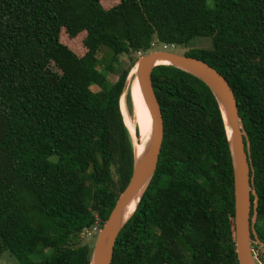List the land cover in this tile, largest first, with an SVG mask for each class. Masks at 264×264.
Masks as SVG:
<instances>
[{"label": "trees", "instance_id": "trees-1", "mask_svg": "<svg viewBox=\"0 0 264 264\" xmlns=\"http://www.w3.org/2000/svg\"><path fill=\"white\" fill-rule=\"evenodd\" d=\"M117 1L0 0V256L91 264L95 242L83 233L103 227L135 161L121 108L127 79L140 54L160 47H190L183 54L230 83L250 144L255 229L264 242V0H215L214 7ZM82 33L80 56L63 37ZM198 38L211 45L194 47ZM105 49L111 58L103 63ZM152 80L162 149L111 264H239L233 161L219 102L174 65L156 66ZM252 247L264 262V247Z\"/></svg>", "mask_w": 264, "mask_h": 264}, {"label": "water", "instance_id": "water-1", "mask_svg": "<svg viewBox=\"0 0 264 264\" xmlns=\"http://www.w3.org/2000/svg\"><path fill=\"white\" fill-rule=\"evenodd\" d=\"M166 61L167 63H160ZM174 65L201 79L217 98L225 121L229 139L235 195L236 252L239 264H258L253 243L264 247L255 229L258 215V195L254 187V169L250 158V144H245L247 132L239 115L238 101L228 82L217 69L204 60L180 54L171 49H156L141 55L135 66L136 77L148 107L151 122V138L135 161L132 175L126 188L120 194L108 219L99 231L93 248L91 264H111L117 239L125 224L132 217L148 188L158 166L164 140V118L153 80V69L158 65ZM127 85V84H126ZM255 196L252 203L251 196ZM138 196L134 211L126 217L127 207ZM253 206V215H251ZM252 234L255 236L252 238Z\"/></svg>", "mask_w": 264, "mask_h": 264}, {"label": "rangeland", "instance_id": "rangeland-1", "mask_svg": "<svg viewBox=\"0 0 264 264\" xmlns=\"http://www.w3.org/2000/svg\"><path fill=\"white\" fill-rule=\"evenodd\" d=\"M117 2H118L117 0H103V4H104L105 7H111V6L115 5V4H117ZM207 3H208L209 7H214L215 0H207ZM84 37H85V35H84V33H82L77 38H75V39H73L71 41L66 40V42H65V37H63V42L66 43L78 55L82 56V55H84L86 53V48L84 47V44H83ZM196 40L198 42H196L194 47H201V46L208 47V46L211 45L210 41L205 39V38H198ZM160 48L161 49H165L163 47H160ZM189 48L190 47H180L179 46V47H176V48H171V50L176 52V53L183 54L187 50H189ZM140 56L141 55H139V57ZM99 58L101 59V61L103 63H106L111 58V52L108 49H105L99 55ZM48 75H49V77L52 75L54 77V79H52V80L55 81V80H57L59 78L60 73H59L57 68L52 66V67L49 68ZM135 77H136V73H135V75L133 77H131V72H130L129 77L127 79L126 90L124 91V93L122 95V98H121V100L124 99L125 102H126V110H127L128 116L131 118V120H132V122L134 124V127H135V132L134 133L130 132L134 146L136 145V142H139V143L142 142L141 137H140L141 134H140V130H139V124L137 122L136 115H135L134 101H133V97H131L132 96V92H131V89H130L132 80L135 79ZM109 78L111 80H116L117 79V75H109ZM128 96L131 97V100H132L131 107H130V104L128 102ZM121 108H122V111H123V114H124V119H125L124 109H123V107H121ZM0 111H1V104H0ZM125 123H126V121H125ZM91 230L92 231L90 233L84 232L83 233V237L85 238L86 241H94L95 242L96 237H97L99 231L101 230V228H100L99 225H97V228H92ZM258 251L259 250H257V252ZM257 252H256L257 263L258 264H264V262L260 261V259H259L260 257L258 255V253H260V252H258V253ZM0 264H19V262L13 255H11L9 252L6 251L0 256Z\"/></svg>", "mask_w": 264, "mask_h": 264}, {"label": "bare ground", "instance_id": "bare-ground-1", "mask_svg": "<svg viewBox=\"0 0 264 264\" xmlns=\"http://www.w3.org/2000/svg\"><path fill=\"white\" fill-rule=\"evenodd\" d=\"M160 63H167L166 61H160ZM136 73V67H134L131 70V77H133ZM131 92H132V96L133 97V101H134V106H135V115H136V119L137 122L139 124V130H140V134H141V140L142 142H136L135 150H136V154L139 157L142 152L145 150L151 135H152V122H151V116L148 110V107L146 105V102L144 100V97L142 95V91L140 89L139 83H138V79L137 77H135V79L132 80L131 83ZM121 106L124 109L125 112V121H126V125L129 129V131L131 133L135 132V127L134 124L131 120V118L128 116L127 110H126V102L125 100H121ZM138 131V130H137ZM138 202V196H136L128 205L127 207V214L126 217L129 216L134 209L136 208Z\"/></svg>", "mask_w": 264, "mask_h": 264}, {"label": "built area", "instance_id": "built-area-1", "mask_svg": "<svg viewBox=\"0 0 264 264\" xmlns=\"http://www.w3.org/2000/svg\"><path fill=\"white\" fill-rule=\"evenodd\" d=\"M140 55H142V54H140ZM93 228H97V226H95V227H93ZM92 229V228H91ZM91 229H87V231H85V232H87V233H90L92 230ZM255 252V251H254ZM255 254H256V252H255Z\"/></svg>", "mask_w": 264, "mask_h": 264}]
</instances>
